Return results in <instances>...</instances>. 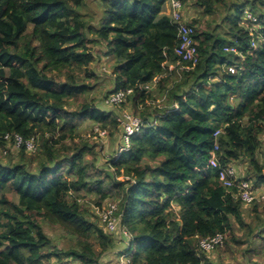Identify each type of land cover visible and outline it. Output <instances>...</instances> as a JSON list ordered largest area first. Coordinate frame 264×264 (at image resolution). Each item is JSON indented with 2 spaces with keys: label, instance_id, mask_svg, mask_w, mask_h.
I'll list each match as a JSON object with an SVG mask.
<instances>
[{
  "label": "trees",
  "instance_id": "trees-1",
  "mask_svg": "<svg viewBox=\"0 0 264 264\" xmlns=\"http://www.w3.org/2000/svg\"><path fill=\"white\" fill-rule=\"evenodd\" d=\"M180 1L203 14L189 21L199 60L171 70L179 36L163 14L168 0H100L99 12L86 0H0V264H99L116 240L90 220L83 192L96 195L99 209L119 202L130 264H214L200 239L222 233V251L233 255L234 246L264 239L260 216L247 223L238 188L219 176L220 167L247 161L264 182V0ZM205 16L212 18L203 27ZM101 54L112 57L114 90L134 89L133 113L155 122L131 137L110 170L78 130L85 120L109 136L122 130L118 113L92 94ZM154 90L163 104H153ZM16 134L17 154L9 147ZM45 225L76 246L54 248Z\"/></svg>",
  "mask_w": 264,
  "mask_h": 264
},
{
  "label": "rangeland",
  "instance_id": "rangeland-1",
  "mask_svg": "<svg viewBox=\"0 0 264 264\" xmlns=\"http://www.w3.org/2000/svg\"><path fill=\"white\" fill-rule=\"evenodd\" d=\"M86 3L88 4L89 9L92 11L99 12L101 10L100 0H86ZM84 10L85 9H83V11ZM191 15H194V18H199L203 14L201 10L197 7H194L192 5L184 6L183 17L188 22L193 19L190 18ZM211 18L212 17L210 16L203 17V22L201 23V26L206 27L208 20H211ZM217 19V23L221 22V17H218ZM214 24H216V22ZM220 31L224 32V28ZM96 50L103 51L99 48V46H96ZM112 63L113 60L111 56H105L104 54H101L99 55V59H96V61L92 64L91 68L95 71V74L97 75V80L92 81V85L94 87V91L92 92V94L99 95V105L102 106L105 110H114L116 111V113H133L132 105L127 103V101L125 102V104H122L119 107L108 105L103 101L108 91H110L111 89L114 90V75L112 73ZM169 64H171L172 67L181 66V64L176 61H170ZM153 88H155V86ZM153 94L155 98L158 99L153 101L154 105L164 103L165 98L161 96L160 91L154 90ZM78 130L80 133V137L92 140L91 145L97 152V165L110 170L109 163L114 158V156L117 155L118 149L121 144V131H119L113 136L101 134L100 132H102L103 130L100 128V125L91 122V120H85L78 123ZM9 147L12 152L14 151V153L17 154L18 147L15 144L9 142ZM258 156L260 162L264 163V134L262 136V145L259 150ZM5 161L6 159H3V162ZM235 167L237 169L238 176L249 180V182L254 188L255 195L258 197L257 200L253 203L242 204L246 222L255 226L258 222L257 216H260L261 221L264 222V198H262V196H264V182L257 183L255 178V171L247 161H242L236 164ZM82 194L83 195L81 202L85 204V207L89 210L88 216L90 220L94 221L99 226H103L106 229L105 225L102 223L101 220L102 210L99 209L95 203V200L97 198L96 195L94 193L89 194L87 192H83ZM10 198L12 200L17 201L18 197L15 194H11ZM111 201L113 200H107L104 205V208ZM255 208H257L259 212H256ZM45 232L51 237L54 244V248L59 251H65L69 248H72L73 246H76L75 237L65 233L63 230L52 229L50 226L45 225ZM244 232L245 230H242L239 231L238 234L242 236L244 235ZM112 236L116 240L115 247L102 254L99 260V264H119V260L122 255L121 252L125 249L126 242H124L116 234ZM95 238L96 235H94V239ZM224 246L225 243L223 246H220L212 251L206 252L214 264H264V239L261 237H253L252 239H249L248 243H246L245 245L238 247L234 246V255L230 252L224 253V251H222V248ZM246 248H249L250 253L245 252ZM65 262L66 264H79L77 260H74L72 258H66Z\"/></svg>",
  "mask_w": 264,
  "mask_h": 264
},
{
  "label": "built area",
  "instance_id": "built-area-1",
  "mask_svg": "<svg viewBox=\"0 0 264 264\" xmlns=\"http://www.w3.org/2000/svg\"><path fill=\"white\" fill-rule=\"evenodd\" d=\"M170 6V18L174 23L178 26V36H179V43L175 48V53L179 58V63L182 62H191L192 65H196L199 60L198 55V47L196 43V27L189 24V22L183 17V8L184 5L180 0H168L167 2ZM247 18L252 19L253 21L256 20L250 13L247 14ZM261 42L264 43V37H262ZM229 50V48H227ZM231 51H234L237 54L240 52L237 48H231ZM181 68L188 69V66H182ZM231 72H235V67L231 66L229 68ZM157 80L153 83L146 84L148 90L153 89L156 85ZM134 93V89L128 88H120L113 90L110 94L104 97V102L108 105L119 107L124 104L128 97ZM118 120L121 122L122 130H121V144L118 149V152L125 151L130 147V140L131 137L140 132L142 128L146 126L154 125V121L146 124L145 121L140 118L139 116L135 115L134 113H118ZM101 134L106 135V131L103 130L100 132ZM220 131L215 132V136H218ZM9 135H6L5 138L9 139ZM15 145L19 147L23 140L19 135H15ZM27 149L29 151H34L36 149L35 143L33 141L27 142ZM219 149V144L216 143L214 152L212 155L211 163L213 166L219 165V159L216 156V151ZM219 176L223 182L225 188L229 189L232 187L238 188L237 196L240 197L243 203L250 204L257 200V196L255 195L254 188L252 184L247 179H243L242 177L238 176L237 169L234 165H227L224 167H220L219 169ZM264 198V196H262ZM102 210L101 213V220L102 223L105 225L108 232L112 235H118L124 242H126L125 249L129 246V242L131 240L130 232L121 225V213L119 210V202L118 201H111L107 204V206ZM225 243V235L222 233H217L213 236H208L200 239L199 245L200 248L206 252L212 251L220 246H223ZM123 251V250H122ZM119 264H130V259L125 253H122L121 258L119 260Z\"/></svg>",
  "mask_w": 264,
  "mask_h": 264
},
{
  "label": "crops",
  "instance_id": "crops-1",
  "mask_svg": "<svg viewBox=\"0 0 264 264\" xmlns=\"http://www.w3.org/2000/svg\"><path fill=\"white\" fill-rule=\"evenodd\" d=\"M163 14H165V15H167V16H169V14H170V6H169V4L168 3H166L165 4V6H164V9H163ZM190 18H194V15H191L190 16ZM172 62V61H171ZM176 62H178V61H176ZM169 67H170V69L172 70V69H180L181 68V66L179 67H172V65L171 64H169V62H168V64H167ZM158 100V99H157Z\"/></svg>",
  "mask_w": 264,
  "mask_h": 264
}]
</instances>
